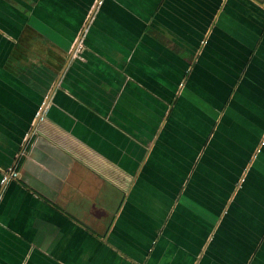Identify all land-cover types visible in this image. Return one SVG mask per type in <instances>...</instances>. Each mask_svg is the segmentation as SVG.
Segmentation results:
<instances>
[{
	"label": "crops",
	"instance_id": "1",
	"mask_svg": "<svg viewBox=\"0 0 264 264\" xmlns=\"http://www.w3.org/2000/svg\"><path fill=\"white\" fill-rule=\"evenodd\" d=\"M255 132L264 0H0V264H264Z\"/></svg>",
	"mask_w": 264,
	"mask_h": 264
},
{
	"label": "rangeland",
	"instance_id": "2",
	"mask_svg": "<svg viewBox=\"0 0 264 264\" xmlns=\"http://www.w3.org/2000/svg\"><path fill=\"white\" fill-rule=\"evenodd\" d=\"M223 125H224V124H223ZM252 136H254V137H253V142L256 141V140H258V139H260V140H259V145H258L257 148H256L255 156L253 155V158H256L257 154H258L259 151H260V148H261V146H262V143H263V141H264V134H263L262 137H261L260 133L255 132ZM238 163H239V161H238ZM238 167H239V165L235 166V169H237ZM244 174H245V172L243 173L242 176H244ZM241 182H242V180H241ZM263 234H264V233H263Z\"/></svg>",
	"mask_w": 264,
	"mask_h": 264
},
{
	"label": "water",
	"instance_id": "3",
	"mask_svg": "<svg viewBox=\"0 0 264 264\" xmlns=\"http://www.w3.org/2000/svg\"><path fill=\"white\" fill-rule=\"evenodd\" d=\"M46 103H47V101H45V102H44V106L42 107V109H41L40 113L43 111V108L46 106ZM40 113H39V115H38V116H40Z\"/></svg>",
	"mask_w": 264,
	"mask_h": 264
},
{
	"label": "built area",
	"instance_id": "4",
	"mask_svg": "<svg viewBox=\"0 0 264 264\" xmlns=\"http://www.w3.org/2000/svg\"><path fill=\"white\" fill-rule=\"evenodd\" d=\"M12 174H13V176H17L18 175V172H13Z\"/></svg>",
	"mask_w": 264,
	"mask_h": 264
}]
</instances>
